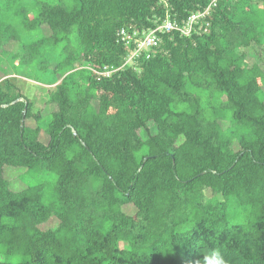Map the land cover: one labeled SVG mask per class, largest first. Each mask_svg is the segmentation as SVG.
I'll list each match as a JSON object with an SVG mask.
<instances>
[{
	"label": "trees",
	"instance_id": "1",
	"mask_svg": "<svg viewBox=\"0 0 264 264\" xmlns=\"http://www.w3.org/2000/svg\"><path fill=\"white\" fill-rule=\"evenodd\" d=\"M211 2L0 0V264H264V0Z\"/></svg>",
	"mask_w": 264,
	"mask_h": 264
},
{
	"label": "rangeland",
	"instance_id": "2",
	"mask_svg": "<svg viewBox=\"0 0 264 264\" xmlns=\"http://www.w3.org/2000/svg\"><path fill=\"white\" fill-rule=\"evenodd\" d=\"M127 38V37H126ZM137 41V40H136ZM130 42H132V40L131 39H127V43H125V46L127 45V44H129ZM133 43V42H132ZM133 45H134V50H133V52L135 53V55H137L138 54V49L136 48L137 47V45L136 44H134L133 43ZM256 52V50H254V53ZM141 53V52H140ZM139 53V54H140ZM247 53H248V56H249V59L252 57V56H255L254 54H252V52L251 51H247ZM139 54H138V56H139ZM137 56V57H138ZM124 65L126 66V67H128L129 65H134V62H132L130 59H129V57L125 60V62H124ZM0 76H1V74H0ZM15 81H14V84L16 85V86H18V90H20L21 92H23V94H25L27 97H30V99L31 100H33V101H35V104H36V106L37 107H39L40 106V103H41V101H42V99H43V93L44 92H42L41 90H36L35 88H36V86L34 85V83H32V82H29V81H27V80H24L23 78H17V79H14ZM17 81V82H16ZM52 87H54V86H51V87H48V88H52ZM44 88H47V87H45L44 86ZM27 124L28 125H33V122L32 121H27ZM40 140H42V142H44V143H46V141H47V136L46 135H44V133H40Z\"/></svg>",
	"mask_w": 264,
	"mask_h": 264
},
{
	"label": "built area",
	"instance_id": "3",
	"mask_svg": "<svg viewBox=\"0 0 264 264\" xmlns=\"http://www.w3.org/2000/svg\"><path fill=\"white\" fill-rule=\"evenodd\" d=\"M216 0H212V2H211V6H214V2H215ZM209 8V7H208ZM208 8H206L205 10H204V12L201 14V15H199V14H197V15H192V16H190V18H188V22L189 23H192L193 21H195L197 18H199L200 16L202 17L203 15H205L206 13H207V11H208ZM174 28V26H172V24L171 23H167V22H165L162 26H160L159 28H157L156 30H166V31H170V30H172ZM156 30H153V31H149L145 36H144V38L141 40V41H136L135 40V42H134V44H136L137 45V49L139 50L138 51V54L141 52V51H145L146 49H148V48H150V47H155L158 43H157V40H156V38H155V35H154V32L156 31ZM189 32V29H186V30H182V33H188ZM127 37V38H126ZM131 39L130 37H128L127 35H125V34H121V41L125 44V43H127V39ZM128 45V44H127ZM135 48H133V50H134ZM138 54L137 55H135V53L134 52H132V54L130 55V56H128L129 57V59L131 60L133 57H137L138 56ZM102 74H107V73H102ZM97 75H101V73H99V74H97Z\"/></svg>",
	"mask_w": 264,
	"mask_h": 264
}]
</instances>
